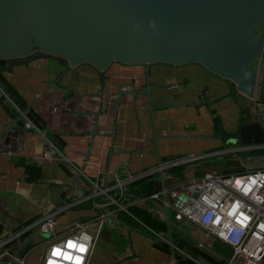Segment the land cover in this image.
<instances>
[{
  "label": "crops",
  "instance_id": "0c3cea01",
  "mask_svg": "<svg viewBox=\"0 0 264 264\" xmlns=\"http://www.w3.org/2000/svg\"><path fill=\"white\" fill-rule=\"evenodd\" d=\"M63 69L55 58H38L0 73V82L24 107L31 105L28 111L43 126L42 132L72 163L58 159L42 162L39 157L46 145L35 128L22 132L13 127L17 134L6 142V126L16 115L14 103L0 89V238L40 218L54 206H62L56 215L59 233L71 223L83 221L86 231L94 237L88 264H168L170 250L160 245L154 235L152 238L140 227L130 225L123 212L107 218L100 216L101 209L89 196L88 179L103 185L111 181L116 170L135 174L155 167L159 158L165 162L219 150L228 145V139L241 125L254 120L256 107L245 115L244 105L255 99L239 92L232 80L197 62L174 65L119 61L110 62L103 71L89 63L70 67L58 82L71 91L67 99L60 91H47L48 83ZM147 70L149 81L162 85L151 90V100L164 103L151 113L145 94L126 93L116 105L118 92L144 86ZM78 93L82 97L79 104ZM85 100L90 101L89 106L84 105ZM85 109L101 111L93 138L89 132L96 116H81L79 113ZM23 119L20 117L18 123L23 125ZM219 133L225 136L216 137ZM208 157L178 166L174 172L179 179L200 174L212 167ZM152 211L165 221L163 212L154 207ZM169 217L173 220L171 213ZM174 222L180 228L172 227L173 236L186 239L198 250L213 240L187 221L186 225L195 231L186 237L182 223ZM166 231L165 223V229L155 233L164 237ZM119 234L130 238L125 248ZM45 239L36 240V252L25 251L28 244L19 255L37 263Z\"/></svg>",
  "mask_w": 264,
  "mask_h": 264
},
{
  "label": "water",
  "instance_id": "95a60500",
  "mask_svg": "<svg viewBox=\"0 0 264 264\" xmlns=\"http://www.w3.org/2000/svg\"><path fill=\"white\" fill-rule=\"evenodd\" d=\"M263 22L264 0H0V73L38 58H55L64 69L48 83L47 91H60L68 99L71 91L58 82L70 67L81 63L103 71L112 61L174 65L197 62L232 80L239 92L255 97L256 107L258 103L264 105V71L260 73L259 68L251 69L249 65L264 56V33L255 34ZM148 76L147 70L143 87L118 92L116 105L126 93L145 94L151 113L163 104L151 100V90L162 85L151 83ZM0 87L14 103L16 115L6 126V142L17 134L13 127L22 132L28 130L18 123L23 113L41 131L43 126L28 111L31 105L24 107L2 81ZM77 95L79 104L82 97ZM84 105L89 106L90 101L85 100ZM100 112L85 109L79 113L96 116L89 132L91 138L97 133ZM224 136L219 133L216 137ZM228 142L263 143L264 111L255 108L254 120L241 125ZM254 156H264V151L242 154ZM161 211L166 236L153 237L170 250L168 264L179 263L177 252L186 255L189 264H215L185 245L182 238H175L172 227L180 228L179 225L170 219L167 207ZM36 233L38 228L32 230L15 253L30 244Z\"/></svg>",
  "mask_w": 264,
  "mask_h": 264
},
{
  "label": "built area",
  "instance_id": "2783aa9c",
  "mask_svg": "<svg viewBox=\"0 0 264 264\" xmlns=\"http://www.w3.org/2000/svg\"><path fill=\"white\" fill-rule=\"evenodd\" d=\"M21 117L24 118L25 128H35L24 113ZM39 135L46 145L39 157L42 162L58 159L72 164L42 130ZM256 151H264V142L229 144L210 153L190 154L160 162L135 174H122L116 170L111 175V181H105L103 185L88 179L89 196L93 204L101 209L102 218L123 211L129 213L133 204L149 203L160 213L161 208L167 207L174 221L185 220L208 238L220 240L230 248L231 255L222 259V264H264V167L230 172L206 168L202 173L186 179H179L171 170L214 154L227 152L228 155L224 156L226 160H236L239 159L238 152ZM146 182L154 183L151 194L140 196L134 192ZM63 208L54 206L40 218L24 223L11 235L0 238V264H88L94 237L86 231L83 221H75L59 233L56 215ZM35 228L48 237L41 245L38 262L31 263L26 256L15 251Z\"/></svg>",
  "mask_w": 264,
  "mask_h": 264
},
{
  "label": "rangeland",
  "instance_id": "374dc122",
  "mask_svg": "<svg viewBox=\"0 0 264 264\" xmlns=\"http://www.w3.org/2000/svg\"><path fill=\"white\" fill-rule=\"evenodd\" d=\"M264 33V22L261 23L256 31L255 34H262ZM249 67L252 69H260V73H262V70H264V56L261 58H256L255 60H253ZM248 97V96H247ZM254 98V97H252ZM254 107V102L251 100L250 102H248L247 104L244 105V114L246 115L248 113L249 110H252ZM257 109L264 111V105L262 103H258L256 106ZM250 113V112H249ZM229 144H235L233 142H228ZM225 145H223L224 147ZM242 152H238L237 155L239 156V159H236L237 164L239 165L240 168H242L243 171H245L246 169L249 170H255L258 168H262L264 167V156H254V157H242ZM225 155H228L227 152L224 153H220V154H214L209 156L208 162L209 164L212 166L211 168L216 169V170H220V171H224V168L228 167V160H226V158H224ZM207 165V164H204ZM184 174H187L186 172H184ZM140 206H145L148 208V210H150L151 212L153 209V206L151 204H147L145 203V205H140ZM129 211V210H128ZM123 214L126 215H130V212H124ZM182 223V228L185 229L188 234H190L191 231H195V229H193L192 227H189L188 225H186L185 221H181ZM138 225H141L140 222H138ZM142 227V225H141ZM138 230V229H136ZM148 236L152 235L146 233L145 231L143 232ZM163 234H165V231L162 232ZM161 233V234H162ZM186 234V237H189V235ZM43 238H47L46 234H40V233H36L35 236L33 237L32 241L30 242V244L24 249L25 251L30 250L32 253L36 252V248L38 246H36L37 244L35 243L36 240L38 239V241H42ZM153 238V237H152ZM118 239H122V247L125 248L126 244L129 245V241L130 238L128 236L124 237L123 235L119 234ZM199 249V248H197ZM201 253H203V255H206L208 257V259L215 263V264H222L223 260L222 259H226L231 255V250L230 248L225 245L224 243H222L220 240L214 239L211 241V243L208 245V247H205L201 250H199ZM35 256L36 253H35ZM37 259V257H35ZM179 264H184L183 262H180Z\"/></svg>",
  "mask_w": 264,
  "mask_h": 264
},
{
  "label": "trees",
  "instance_id": "16d2710c",
  "mask_svg": "<svg viewBox=\"0 0 264 264\" xmlns=\"http://www.w3.org/2000/svg\"><path fill=\"white\" fill-rule=\"evenodd\" d=\"M171 170L173 172L177 171L178 167L172 168ZM232 170L238 171V170H242V168L239 167L236 160L231 158L228 160V167L224 168V172H230ZM153 190H154V183L147 182L144 187H141L136 192L140 196H147L151 194ZM134 195L135 194L133 193L132 196ZM129 212L131 216L124 214V218L126 217L129 219L128 221L129 224L140 227L141 229H143V231H145L149 235L151 234L153 236L152 232H158L160 230L165 229V221H162L158 217L153 215V213L150 210H148V208L145 206L133 204L129 207ZM138 222L141 223L142 227L141 225H138Z\"/></svg>",
  "mask_w": 264,
  "mask_h": 264
},
{
  "label": "flooded vegetation",
  "instance_id": "af4514ba",
  "mask_svg": "<svg viewBox=\"0 0 264 264\" xmlns=\"http://www.w3.org/2000/svg\"><path fill=\"white\" fill-rule=\"evenodd\" d=\"M183 243L185 245H187L188 247H190L191 249H193L194 251L198 252L199 254H201L202 256L206 257L208 259V257L206 255H203V253H201L198 249H196L189 241H186V239H182ZM177 256L179 257L180 261L179 262H183L184 264H189L187 263L185 260L187 259V256L184 255L181 252H177Z\"/></svg>",
  "mask_w": 264,
  "mask_h": 264
}]
</instances>
